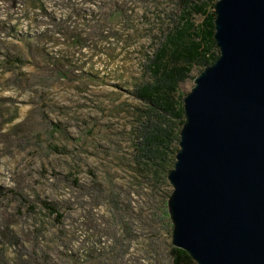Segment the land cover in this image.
<instances>
[{
	"label": "rangeland",
	"instance_id": "obj_1",
	"mask_svg": "<svg viewBox=\"0 0 264 264\" xmlns=\"http://www.w3.org/2000/svg\"><path fill=\"white\" fill-rule=\"evenodd\" d=\"M198 6L0 0V264H173L167 173L202 69L163 78Z\"/></svg>",
	"mask_w": 264,
	"mask_h": 264
},
{
	"label": "water",
	"instance_id": "obj_2",
	"mask_svg": "<svg viewBox=\"0 0 264 264\" xmlns=\"http://www.w3.org/2000/svg\"><path fill=\"white\" fill-rule=\"evenodd\" d=\"M218 57L182 99L171 244L195 264H264V0H217Z\"/></svg>",
	"mask_w": 264,
	"mask_h": 264
},
{
	"label": "trees",
	"instance_id": "obj_3",
	"mask_svg": "<svg viewBox=\"0 0 264 264\" xmlns=\"http://www.w3.org/2000/svg\"><path fill=\"white\" fill-rule=\"evenodd\" d=\"M216 1L217 0H203V5L210 4L213 8V4ZM196 12L203 16V19L201 23L194 28L192 38L189 41H184L182 37H177L178 39L175 40V48L171 57L175 60L176 65L166 72L163 78V84L166 86L167 90H175L178 83L184 81L188 77L192 65H197L203 70L205 67L214 63L218 57V53L214 54L213 52V50L216 49L213 40L214 12L212 11L208 14L203 6H198ZM112 21H116V18L112 19ZM191 28H193V26H191ZM159 88L157 85L155 91L158 92L160 90ZM166 105L168 108H173L172 103L169 101L166 102ZM178 111L180 114H183L182 105L178 108ZM171 116L173 118L177 117L175 114H171ZM182 123L183 121L181 122V126ZM41 205L49 215H55L57 220L62 218L51 203L42 201ZM172 253L174 255L173 264H191L192 261L183 251L174 249Z\"/></svg>",
	"mask_w": 264,
	"mask_h": 264
}]
</instances>
